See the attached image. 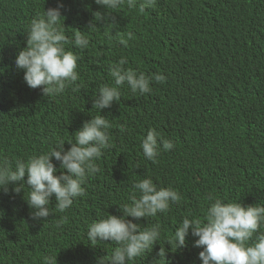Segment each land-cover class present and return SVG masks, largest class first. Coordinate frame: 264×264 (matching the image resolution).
<instances>
[{"label":"trees","instance_id":"trees-1","mask_svg":"<svg viewBox=\"0 0 264 264\" xmlns=\"http://www.w3.org/2000/svg\"><path fill=\"white\" fill-rule=\"evenodd\" d=\"M60 2L66 34L85 32L90 45L70 48L80 56L79 87L45 97L26 85L15 59L26 47L31 19L57 0H0V161L14 166L59 140L70 148L67 141L98 114L93 98L113 83L109 68L121 57L126 68L162 73L167 80L153 81L144 95L124 85L120 101L101 111L112 124L111 147L97 161L102 171L84 185L86 194L65 212L55 209L53 197L50 216L36 222L27 188L18 194L12 185L7 193L0 189V264H44L49 255L57 256V264H96L110 257L116 245H91L87 227L107 214L122 215L119 205L129 202L134 182L143 178L173 188L181 200L167 213L138 221L142 228L158 223L161 239L133 264H154L160 247L172 264H202V248L193 246L191 235L182 249L168 244L183 218L203 219L214 202L209 196L264 205V0H156L143 13L126 0L115 10L95 0ZM97 12L112 13L116 26L97 21ZM152 128L175 145L161 150L155 163L140 147ZM53 163L59 175L60 165Z\"/></svg>","mask_w":264,"mask_h":264},{"label":"clouds","instance_id":"clouds-1","mask_svg":"<svg viewBox=\"0 0 264 264\" xmlns=\"http://www.w3.org/2000/svg\"><path fill=\"white\" fill-rule=\"evenodd\" d=\"M130 9L138 8L143 13L152 8L156 0H126ZM103 9L115 10L125 0H95ZM63 3L57 0L56 7H50L37 13L27 25L26 47L16 59L15 67L24 73V82L31 89H40L45 97L61 95L67 88L79 87L80 79L78 61L80 56L70 48L85 50L90 41L85 32L73 30V35L66 34ZM97 21L116 26L112 13H95ZM98 18V19H97ZM90 23L89 29H95ZM105 35H108L106 32ZM128 40L133 38L127 33ZM121 45L127 46V40L121 38ZM128 60L121 57L109 68L112 84L101 86L93 98L92 110L98 113L83 123L73 135L74 140L67 143L59 140L55 147L39 155L33 154L27 159H16L14 166L7 159L0 161V189L16 194L25 188L27 204L33 210L31 218L40 222L46 220L51 212L49 205L55 198V209L63 213L69 209L76 198L86 194L84 185L102 169L97 161L104 150L111 147L112 127L110 121L101 111L111 108L113 103L121 99V87L127 85L133 94L151 93L153 81L166 83V76L153 73L151 76L126 68ZM144 157L156 162L161 150L167 152L174 149L172 141L163 139L155 129H149L141 145ZM53 159L59 163L60 174ZM129 202L119 205L120 216L107 214L105 217L90 223L86 236L93 246L110 241L116 245L110 257L97 258L96 264H133L137 259L150 254L161 239L160 225L141 227L142 218L156 217L167 213L171 205L178 203L181 196L171 187L158 188L150 178L140 179L133 184ZM210 203L203 219L185 217L168 238V244L176 250L186 247V238L191 235L194 247L202 248L198 258L202 264H264V205L245 206L241 202H223L209 196ZM131 218V219H129ZM136 221V222H134ZM166 249L160 247L157 256L160 264H172L166 260ZM44 264H57V256L44 258Z\"/></svg>","mask_w":264,"mask_h":264}]
</instances>
